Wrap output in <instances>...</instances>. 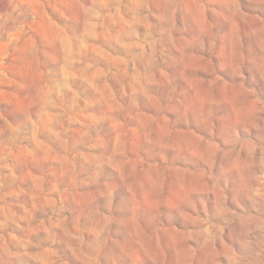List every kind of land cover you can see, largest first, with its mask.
<instances>
[{
	"label": "rangeland",
	"instance_id": "374dc122",
	"mask_svg": "<svg viewBox=\"0 0 264 264\" xmlns=\"http://www.w3.org/2000/svg\"><path fill=\"white\" fill-rule=\"evenodd\" d=\"M0 264H264V0H0Z\"/></svg>",
	"mask_w": 264,
	"mask_h": 264
}]
</instances>
